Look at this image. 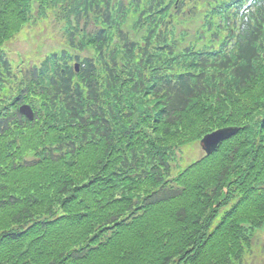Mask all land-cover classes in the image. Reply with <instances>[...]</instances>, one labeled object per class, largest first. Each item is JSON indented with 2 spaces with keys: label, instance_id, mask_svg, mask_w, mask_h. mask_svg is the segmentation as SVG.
<instances>
[{
  "label": "trees",
  "instance_id": "1",
  "mask_svg": "<svg viewBox=\"0 0 264 264\" xmlns=\"http://www.w3.org/2000/svg\"><path fill=\"white\" fill-rule=\"evenodd\" d=\"M28 25L61 68L3 51ZM263 231L264 0H0V264H251Z\"/></svg>",
  "mask_w": 264,
  "mask_h": 264
},
{
  "label": "rangeland",
  "instance_id": "2",
  "mask_svg": "<svg viewBox=\"0 0 264 264\" xmlns=\"http://www.w3.org/2000/svg\"><path fill=\"white\" fill-rule=\"evenodd\" d=\"M35 28H39V27H31L28 26L27 30H28V34H32L33 29ZM61 31L58 32H54V31H44L43 33H41V35L39 34L38 36H32V35H28L26 36V34H21L18 36V38L20 39H25V40H21L19 42H17V44H10L8 47L10 48V52L8 53V55L11 57L13 56L15 59L16 57L18 58V56L20 55V52L23 54L24 56V61H26V64H29V61L35 62V64L37 63V60H29L28 56V52L31 53L33 51V48L36 47L37 53L40 54V56L42 58H44V55H47L49 53H52L55 50L61 49ZM38 57L37 59L41 58ZM14 62H19L21 60H12ZM25 63V62H24ZM195 151H197V148H189L187 150V156H186V161L187 162H191L194 161L200 157H202L204 155L203 151L201 150V148L198 149L197 153H194ZM194 153V154H192ZM185 165V164H184ZM262 238L264 240V231L262 232ZM254 251H256L254 249ZM248 259V261H251V264H264V256L261 254H256L255 256L253 255H247L246 257Z\"/></svg>",
  "mask_w": 264,
  "mask_h": 264
},
{
  "label": "water",
  "instance_id": "3",
  "mask_svg": "<svg viewBox=\"0 0 264 264\" xmlns=\"http://www.w3.org/2000/svg\"><path fill=\"white\" fill-rule=\"evenodd\" d=\"M22 112L25 113L29 118H33V112L30 107H23ZM238 131L239 129L237 128H225L212 133L202 140V147L207 152V154L210 155L220 146L221 143L234 136L236 133H238Z\"/></svg>",
  "mask_w": 264,
  "mask_h": 264
}]
</instances>
